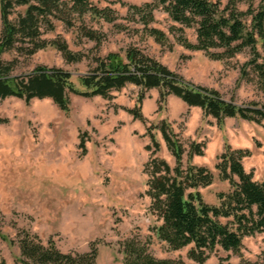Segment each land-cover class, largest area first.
Masks as SVG:
<instances>
[{"label":"rangeland","instance_id":"1","mask_svg":"<svg viewBox=\"0 0 264 264\" xmlns=\"http://www.w3.org/2000/svg\"><path fill=\"white\" fill-rule=\"evenodd\" d=\"M228 1L220 0L221 6ZM260 1L241 0L237 8L246 12ZM89 3L100 10L110 9L114 21L87 13L82 18L72 15L69 22L50 18L49 25L40 23L38 39H17L1 55L3 62L12 65L11 74L25 76L39 66L59 68L69 72L76 88L83 90L78 78L92 70L96 58L111 52L124 56L131 47L184 81L216 90L226 101L264 108V90L253 70L256 57L250 48L221 59L208 54L220 55L221 48L208 53L187 48L185 42L197 43L195 27L174 22L157 0ZM146 3L154 5V20L148 27L165 34L162 43L143 32L141 17L129 10L132 5ZM1 7L0 0V35ZM26 8L13 5L8 20L16 23ZM245 19L249 24L250 18ZM82 25L96 31L98 39L82 37ZM41 41L64 42L81 58L69 62L53 46L38 49ZM257 51L264 54L260 44ZM140 91L128 84L111 91L109 99L71 94L67 111L47 98L28 103L14 97L0 99V258L5 264H22L18 241L25 233L38 236L44 245L53 242L63 253L84 254L93 246L97 250L95 264H124L123 243L131 239L146 245L157 259L198 264L187 257L191 246L169 250L156 234L161 221L149 209L146 164L158 158L174 167L175 160L154 127L162 121L170 124L185 149L183 168L188 164L189 145H204L203 155L192 157L190 163L212 173V183L198 191L205 203L218 206L219 194L231 191L229 181L221 180L215 169L226 147L249 151L241 161L245 172L251 173L254 181L264 178V122L257 124L239 117L218 122L175 96L159 102L158 89L144 91L139 102ZM135 112L140 113V119L134 118ZM148 129L159 145L158 152H154ZM82 139L85 154L80 148ZM206 255L205 264H264V232L244 237L237 252L216 247Z\"/></svg>","mask_w":264,"mask_h":264},{"label":"trees","instance_id":"2","mask_svg":"<svg viewBox=\"0 0 264 264\" xmlns=\"http://www.w3.org/2000/svg\"><path fill=\"white\" fill-rule=\"evenodd\" d=\"M163 10L176 23L185 27H195L197 43L185 46L206 53L213 48L223 49V53L211 54L214 59L231 57L250 48L254 58L253 70L257 74L264 90V54L260 55L257 45L264 50V0L256 8L249 6L246 12L240 11L237 4L241 0H229L222 7L220 0H157ZM3 30L0 35V99L14 97L26 103L32 99H50L62 111L70 106L71 94L84 97H111V91H119L128 84L141 89L159 90V102L168 96L179 98L189 107L200 108L203 115L218 122L226 118L239 117L243 120L262 124L264 108L238 106L224 100L216 90L206 89L184 81L179 75L153 58L141 53L136 48H127L124 56L111 52L104 58H96L90 72L78 78L83 90L76 88L72 75L59 68L37 67L25 76H13L12 65L1 60V55L11 49L17 39L35 40L39 37L40 23L50 24V18L69 22L72 15L82 18L85 14L98 17L106 22H113L110 9L100 10L89 0H1ZM13 5L26 6L23 16L16 23L8 20L9 9ZM129 10L139 14L143 32L157 42L165 41V34L149 28L153 18L154 5H132ZM248 16L249 24L245 17ZM82 37L95 41L96 31L83 25L79 29ZM47 45L60 51L69 62L79 61L80 54L67 49L64 42L41 41L38 49ZM257 58L261 60L258 62ZM134 118L140 119L138 112ZM264 127V125H263ZM175 160L171 167L165 160L151 158L146 164L148 176L146 195L150 198V211L161 224L156 228L158 238L167 244L169 250H180L191 246L187 257L198 264H205L206 252L220 247L224 251L237 252L242 246V239L264 232V178L254 181L252 174L245 172L241 163L249 151L232 150L226 147L218 157L215 169L221 180L229 181L231 191L219 194L220 203L212 206L202 200L199 188L212 183L213 175L205 167L190 163L192 157L202 156L204 145L192 142L187 153V167L183 168L184 146L172 130L169 123L162 121L154 127ZM148 129L147 134L154 145V152L159 145ZM80 148L85 154L84 141ZM150 150V146L146 147ZM155 154V153H153ZM225 220L222 223L220 220ZM1 236V232H0ZM19 262L22 264H95L97 250L93 246L84 254L63 253L53 242L41 243L38 236L25 233L18 241ZM124 264H184L181 260L157 259L148 252V247L136 239L123 243ZM0 264L5 262L0 258Z\"/></svg>","mask_w":264,"mask_h":264}]
</instances>
